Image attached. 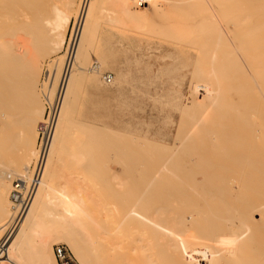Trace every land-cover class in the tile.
<instances>
[{"label": "bare ground", "instance_id": "6f19581e", "mask_svg": "<svg viewBox=\"0 0 264 264\" xmlns=\"http://www.w3.org/2000/svg\"><path fill=\"white\" fill-rule=\"evenodd\" d=\"M132 1L134 0H0V126L4 129L6 124L8 126L15 122L12 121L15 120L16 113L18 116L24 117L22 120L26 126L41 112L37 108L38 96L35 91L37 74H39L38 59L40 56L43 57V54L46 55L45 53H54L63 47L68 26L71 21L73 22V35L68 41L70 59L68 58L65 63L54 95L52 106L54 116L49 140L42 147L38 145L36 150L32 148L30 153H28L29 144L34 146L37 135H32L30 139L26 136L20 143L21 148L25 150V155L19 161V165L23 166L25 170V174L22 172L23 175H20L21 179L28 178L29 163L34 159L35 163L38 160L41 161V177L22 224L1 249L0 264H57L51 254V246L59 243H66L79 263L100 264L96 262L97 256L93 252L98 248V245L87 229L90 223L84 214L87 208L86 202L79 197V194L77 196L76 192H73L74 190H68L61 186L55 187L56 165L61 152L66 147V135L71 114L73 128L76 124L74 123L75 102L84 73L86 71L97 72L100 68L98 61L91 65L89 70H86L84 64L89 58L91 44L100 28V22L104 21L108 26L113 27L142 29L141 26L135 24V21H139L137 20L139 14L142 13L132 10L133 6L135 7L133 5L131 8ZM137 1L147 4L148 8L154 9L155 12L161 13L169 20L166 29L169 32L171 30L172 36L173 32H177L179 36L184 37V34L180 35V33L186 32L188 35L185 33V36L190 37L195 45L190 38H187L189 41L186 42L185 39L182 42L183 37H179L181 40H177L179 43L189 44L192 47L197 45L203 51L194 73V81L196 84L198 82L199 86L194 88L196 91L201 88L204 94L201 93L202 96H199L198 100L194 99V102L190 101L191 103L187 105L188 112L189 110L194 111V108L196 111L198 108L202 110L199 111L198 115L200 116L194 119L195 122L186 116L189 114H184L189 119V122H185L187 118L182 117L185 124L190 123V120L197 125L204 124L206 117L208 118L210 115L209 112L213 110L212 108L207 113L206 108L214 106V102L218 100L222 99L221 103L224 102L223 98L227 92L224 91L226 94L221 95L223 93L221 81L230 80L223 87L229 85L228 90H233L234 93L235 91L244 93L242 95L252 94L253 89L256 88L257 84L253 83L257 82H253L249 86L248 81L251 83L250 80L247 83L239 81V78L244 79L246 76L243 73L246 64L239 65V62L236 61V53H233L235 50L217 55L220 63L216 67L212 63V60L216 58L213 51L217 47L228 48L227 46L231 45L235 39H237L236 47L240 43L245 44L239 45L242 50H239L238 47L240 53L250 50L247 53L250 54L249 56L244 55L249 58L248 60L251 59V63L245 61L243 53L241 59L244 58L242 61L249 64L250 68L253 65L252 70L253 67L255 70L257 68L258 73L256 74L255 70L254 73L259 75L258 80L261 81H259V87L263 88V93L259 89L258 92L261 91L264 96V36L260 35L264 34V0ZM164 6H167V10H164ZM104 8L109 10L105 11L108 13L105 16ZM166 23L163 26H166ZM155 25L157 24L150 28L154 29ZM156 29L159 31L163 28L159 29L156 26ZM165 31L163 29L161 31L163 33H160L163 35L166 33ZM193 33L202 37H195ZM233 34L235 36L239 34L240 37L238 35L236 36L238 38H235L232 36ZM241 34L243 35L241 36ZM167 35L170 36V34ZM225 35L229 36L228 40ZM163 36L166 37V35ZM230 36L235 39L232 40ZM254 42L258 43L254 45ZM43 47L44 50H42ZM235 49L237 50V48ZM250 68L248 69L249 73H253ZM243 74H245L244 77ZM246 78L249 77L246 76ZM255 78L257 77L255 76ZM56 79L57 72L53 79L54 83ZM219 80L221 81L218 83L221 85L218 84V87L222 91H220V99L218 97L216 101L218 94H213L216 89L213 88L212 83ZM251 80L253 81V79ZM53 90L54 84L52 83L51 86L49 84L48 91L44 94L46 103L49 105H51ZM251 94L250 97L253 95ZM237 96L240 97V95ZM237 100L240 101L239 98ZM241 101L243 100L241 99ZM245 101L256 102L249 98ZM218 103L215 104V107ZM221 103L219 106L222 105ZM218 107L215 109L216 112L221 111L220 114H217L220 116L223 114L222 111L230 112L232 110L225 111V106L223 109ZM184 109L183 111L187 107ZM218 109L219 111H217ZM214 112L215 110L211 115L216 113ZM206 113L209 115L206 116ZM252 114L248 116L245 110L238 112L237 109H234V114L231 115L237 123L233 122L229 125H215V123V126L198 128L193 122L190 125L192 124L195 128L193 126L190 128L186 124L189 130L187 129L186 132L185 127V137L182 134L185 142L182 141L181 134H177L181 137L180 142L177 140L179 144L176 143L171 149L161 147L157 150L156 148L157 152H152L155 156H150L151 159L133 161L119 153L121 154L120 158L123 156L121 161L123 169L126 167V170H129L130 167L133 169L134 166L137 167L142 181L132 180L130 184H127L120 180L119 175H111V179L117 181V185L112 186L114 188L112 191L117 186V189L120 187L123 191L126 188L127 191V194L125 191L124 195L119 194L118 196L113 194L116 191L110 190L111 198L113 197L114 201L129 207V210L125 211L126 216L139 217L140 221L145 224H154L153 227L150 226L151 228L162 230L160 237L163 238V241L157 243L160 246L159 259L151 256L148 244L143 241V238L138 236L132 238V243L126 252L130 255L128 260L124 261L126 264H264V125L257 121V123L252 122L250 120ZM214 117L216 116L214 115ZM257 117V120H260L259 116ZM222 119V122L224 119L226 120V118ZM217 122L219 121L217 120ZM78 125L81 124L78 123ZM78 125L76 124L77 127ZM181 131L179 133L183 132ZM95 133H91L93 139H95ZM1 136L0 133V138ZM111 137L114 138V142H110L109 139L103 141L102 144H100L102 141L98 142L100 145L105 143L103 146H110L111 149L113 147L118 149L115 137ZM93 139H91L92 143ZM116 139V142L121 143L120 138ZM1 141L0 152L4 145L1 144ZM88 142H86L87 144L82 142V146L93 147L92 143L88 146ZM133 142H136L133 145L139 143V141ZM141 143L145 145L143 141ZM126 144L132 147V142L130 144L126 141ZM97 145H94L95 148ZM129 146L124 147L128 148ZM139 146L142 145L139 144ZM143 148L138 150L142 152ZM119 154L116 155L119 156ZM89 158H86L85 161L90 162ZM75 161L83 162L82 159ZM144 165H149L148 169L150 166L158 167L157 177L150 178L144 170ZM20 166L16 167L17 170L21 168ZM85 168L87 169V167ZM152 169L153 173L155 169H153L154 171ZM185 170L191 171L190 176L183 177L182 172ZM11 173L15 176L16 172ZM6 177L8 178L5 176V170H0L1 186ZM118 192L120 193V191ZM152 199L157 204L155 208L150 209L151 218H149L145 216V212ZM5 213L6 211L1 208L0 221L5 218L3 217ZM3 230L0 225V233ZM35 235L40 236L38 241H33ZM118 256L120 255L114 257Z\"/></svg>", "mask_w": 264, "mask_h": 264}, {"label": "rangeland", "instance_id": "374dc122", "mask_svg": "<svg viewBox=\"0 0 264 264\" xmlns=\"http://www.w3.org/2000/svg\"><path fill=\"white\" fill-rule=\"evenodd\" d=\"M132 3H131V8L133 5H135V7L133 6L134 9L132 8V10L136 11L137 13L139 12L142 13L139 14L138 16L137 20L139 21H135V24H138L139 26L142 27L141 30H137L136 28L132 29L130 27H125V28H121L119 26L113 27V26H108L104 21L100 22L99 25L100 28L96 32L95 38L93 39L91 44V52L89 58L84 63L86 66V70H89L91 65H93L96 61H98L100 68L97 70V72L86 71L84 73L83 76L84 80L82 79V82L77 92V99L75 102L76 109L74 114V119H75L74 123H76L77 125L79 123L82 126L80 125L81 126L80 127L78 125L77 127L76 124H74V128H73L72 114H71V118H70L71 120L68 125V130L66 135V142H65L66 147L61 152L60 159L56 165L57 181L55 187L61 186L68 190H74L73 192H76V195L79 194V197H81L86 202L87 208L84 211V214H86L87 216L86 218L87 220H89L90 223L87 229L90 235L93 237V239L96 240V241L94 240V242H96L98 245V248L95 249L93 252L97 256L96 262L100 264H118V263L124 264L125 263L124 261L128 260L130 256L126 252H128L129 245L132 243V238L137 236L143 238V241L146 244H148L147 247L151 256L154 257L155 259H159L160 246L157 245V243L163 241V238L160 237L162 230L160 231L159 229L157 230L151 228L154 226V224L153 225L145 224L140 221L139 217H128L125 215L126 213L125 211H128L129 207L123 206L121 203L114 201L112 199L113 197L111 198L109 194L111 193L110 190L112 191V189H114L113 187L117 185V181L115 179H111L112 178L111 175L112 176L113 174H116L117 176L119 175L120 180L125 181L127 184H130L132 180L136 182L142 181L140 180V174H139L140 171L137 167L134 166V169L133 167H130L129 170L128 169L126 170V167L123 169V165L121 164L123 156L126 155L129 159L133 161H137L138 159L147 160V159H151L150 156L152 155L155 156V154L153 153L154 152L156 153L158 148L161 147H166L169 149L173 148V145L174 146L176 145L177 140H179V142L181 141L180 140L181 137H179L177 134H181L183 138V135L189 130L186 127V124H188V126H190L191 128V126L193 125L192 124L190 125V123L193 122L194 119H197L200 116L198 114H200L199 111L202 110L196 108L197 111L199 112L196 113L197 111L194 108V111L189 110L190 112L189 113L187 105L191 103L190 101L194 102V99L198 100L199 96H202V94H204V91L201 88H200L201 90L197 89L198 91H196L195 88L199 85H197L198 82L196 84V82L194 81L195 79L194 73L199 64L198 62L200 60V56L203 55V51L199 47H197V45L192 47L189 44L188 45H185V43L182 44V42L185 39L186 42L189 41V39L187 38L190 37L185 36L186 34L188 35V33L186 32H185L186 34L180 33V35L184 34V37L179 36L178 35L179 33L177 32H173V33L174 34L176 33L178 36L174 34L172 36L171 30L169 29L170 30L169 32L168 29H166L167 24H169L170 21L167 20V18H165L163 15H161V13L155 12L154 9L148 8L147 4H141L137 0L132 1ZM164 10H167V6H164ZM105 11H109V10L106 8L103 9L104 16L105 14L106 15L108 14ZM163 19L167 21H164ZM155 20L157 23L155 22ZM72 23L73 22L71 21L70 25L68 26L69 29L66 33L65 43L63 47L57 52L55 51L54 53H49V54L45 53L46 55L43 54V57L40 56V58L38 59L39 74H37V79L35 83V86L37 85L36 86L37 88L35 87L34 88L38 96L36 100L37 108L39 109V111H41L39 115L36 116L34 120L32 119V121L25 126L23 122L24 120H22L24 117L20 115L18 116L16 113L15 114L16 117L14 118L15 120L12 121V122L15 121L14 123H10L8 126L6 124L7 128L4 126L5 129L2 128V126H0V130H2L0 131L2 135L0 141L2 140L1 144H4L2 145V151L0 152V170H5V176H8L9 178L8 179L6 177L7 179L5 178L4 184L2 183V186L4 185L5 187L4 186L2 187L0 185V210L2 208L6 211L5 215L3 216L5 218H3L0 221L1 222L0 225L2 227L8 220L10 214L9 192L11 190L12 182L19 178L20 180H22L21 176L25 174V170L23 166L19 165L20 159L25 155V150H23V148H21L20 146L21 140L24 139V137L26 136L29 137L30 139L32 138V135L33 136L37 135L34 142V146L32 147V145L29 144L28 153H30L29 151H31L32 148L36 150L39 145L38 126L40 123L44 122L45 118L48 115L49 108L53 106V100L58 86V81L64 71V67L67 59L68 58L70 59L69 56L70 48L68 49V41L69 38L71 39L73 35ZM165 23L166 26H163ZM154 24L157 25L154 26L155 27L154 29H151L150 27H153ZM156 26L159 29L163 28L164 30H166L165 31L166 33L163 34L166 35V37L161 34L163 33L161 32L163 31V29L162 30L160 29L161 31L159 30L161 32L160 33L156 29ZM167 34H170V36H168ZM193 34H195V37L201 36L196 33ZM192 35L190 36L192 37ZM242 35L243 34H241V36ZM260 35L262 37L264 36V34H260ZM232 36L235 35L233 34ZM232 36L230 37L232 38ZM236 36L235 38L240 37V35L238 37ZM179 37L180 38L183 37L182 42L180 43L178 42L181 41L179 40ZM258 37H260L259 34ZM225 38L228 40L229 36L225 35ZM234 39L232 38V40ZM190 40L193 43L191 38ZM235 40L234 42H232L235 46L230 42L231 45H228L227 46L228 48L217 47L213 51V53L216 54L214 55L216 56V58L212 60V63H214V67H216L220 63L217 55L219 56L220 54H224L226 52H231V50H235L233 51V53L234 52L236 53L235 55L236 61L239 62V65L241 64L242 66H244L243 63H245L247 66H249L247 68L245 67L246 66L245 65L244 66L245 69L241 67L244 71L242 72L245 73L246 76L249 78H251V76H254L251 78L253 79L252 81L249 78L247 79L245 74H243V77L245 76L244 79L239 78V81L242 82L244 81L245 83H247V81L250 80L251 83H249L248 81L249 86L250 84L252 85L253 82H257V83H253L255 85L257 84L256 88L253 89V93H252L253 95L254 94L255 95L254 97L251 93H248L249 95L246 94L242 95L244 93L241 94V92L239 93L236 91L234 93L233 90L232 91L230 89L228 90L229 85L223 87V85H226L227 82H230V80L228 79H227L228 81L223 80L224 82L221 80L215 81L216 84H214L215 82L213 81L214 83H212V86L214 89H216L213 94L214 95L218 94V96L216 97V101L218 100V97L220 99L221 95L223 96V94H226V92H227L226 95L228 96L224 95V98L222 97L225 103L224 102L221 103L222 101L221 99L218 100L217 102H214V106L211 105L208 108H206L207 113L210 111V109L212 110L213 108V110L212 112L211 111L209 112L210 115L206 113L207 114L206 116L208 115L209 116L208 118L206 117L205 120L206 122L204 124L197 125L194 123L195 121L193 122V124H195L196 125L195 127L197 128L203 126L210 127L221 124L229 125L230 123L232 124L233 122L237 123V121L233 119L232 117L233 115H231L234 114V109H237L238 112H242L243 110H245L248 116H250L252 113L255 112L256 114L254 115L256 116L252 114V118L249 117L250 120L252 122L257 121L260 124L262 123V125H264V110H263L264 96L262 94L263 88L259 87L261 82L260 80H258L259 75H255V73L256 74L258 73L257 72L258 70L256 67L255 68L257 71L254 69V67L253 70L251 69L253 63L251 64L252 65L251 68L250 65L246 63L247 61L251 63L250 61L251 59L248 60L249 58H247V56L250 55L247 54L249 53L250 50L248 52L244 51V53L243 52L240 53V51H238L239 45L240 44L245 45V44L239 42L240 44L237 43L238 47H236L235 42H237V39ZM255 43L258 42H254V45H256ZM193 44L195 45V43ZM235 48H237V50ZM42 50H44V47L42 48ZM239 50H241L240 47ZM242 53L243 55L244 54L247 55V56L244 55L246 62L244 60L242 61V59L244 58L241 59V57H243ZM205 55H207V53ZM253 62L255 64H258V62L257 63L255 61ZM249 68L253 73H249L250 72L248 70ZM46 70H49L48 80L44 77ZM56 72H57V79L55 80L54 83L53 79L55 78ZM248 73L249 75H247ZM107 74H110L112 76V82L109 84L103 82V77ZM255 76L257 78H255ZM218 82H220L222 85ZM52 83L54 84V90L52 91L51 105H49L48 103H46L44 94L47 93L46 91H48L49 84L51 86ZM218 84L221 85L223 88L222 94L220 93V91L222 90L221 88L218 87ZM225 87L227 88L225 89ZM192 88L193 90H191ZM258 89L262 90V93L260 91L262 95L258 92ZM250 94L252 95L251 97ZM237 95H240V97ZM236 96L240 99V101L242 99L244 102L243 101L240 102L239 100H237L238 98ZM242 97L245 100H248L249 98L255 100L256 102L253 101L254 103H252L251 101L250 102L245 101ZM262 97L263 100H261ZM186 101L188 102V104H186L187 103ZM218 102H220L223 106L222 105H221L222 107L219 106L220 103ZM231 102H233V104H231ZM216 103H218L216 105L217 107L219 106L218 108L221 107V109H223L225 106L224 108L225 111H228V109L229 110L232 109L230 111L232 113L230 114L229 111H228L229 113L222 111L223 114L226 113L225 114L226 116L224 115V117H222L223 114H221V116L217 115L220 114L221 111H219L218 109L217 111L219 112H216L217 109V107H215ZM251 103L255 104L256 106H253ZM250 105H252L251 108ZM185 106L187 107V109ZM259 108H261V110H258ZM183 109L185 111H183ZM214 110L216 113L214 112L215 114L211 115ZM18 113L23 115L21 112ZM184 114H189V116L191 117H189L188 115L186 116L189 119H192L193 121L190 120V123L185 124V122L187 121L189 122V119ZM214 115L216 117H214ZM261 115H263L262 116L263 118L261 117ZM217 116L219 117L217 118ZM257 116H259L260 120H257L258 119ZM182 117L184 119L187 118L185 122ZM222 118H226V120L224 119V121L222 122L221 121L223 120ZM217 120L219 122H217ZM225 121H229V122H225ZM52 125H53V121H52ZM185 127H186L185 129L186 132H184ZM195 127L193 126V128ZM73 129H75L74 132ZM180 131L182 133H179ZM95 132L98 133V137H97V133ZM91 133H95L94 134L96 135L94 136L95 139H93V135ZM111 136L115 137V143H117L118 149H115L117 147H113L111 149V147L109 146L111 149L110 150L109 147H107L106 145L103 146L105 143L103 145H100L103 143V141L105 142V140L108 139L110 142H114V138H112ZM49 137L50 136H48L44 140L43 144H46L48 142ZM89 138L93 139V143L91 139L89 140ZM116 138L118 139L120 138L119 141H121V143L120 142L118 143V141L116 142L117 140ZM175 138L177 139L175 140ZM131 139L132 141H130ZM99 140L102 141L100 144L98 142ZM126 141L127 143L130 144L132 142L131 144L132 147L129 146V144H126L129 147L125 148L127 147L125 145ZM133 141H139V143L137 142L136 144L137 146L135 144L133 145V143H136ZM140 141L141 142L143 141L145 145H143ZM182 141H184V138ZM82 142L83 143L88 142V146L92 143L93 145L92 144L91 145L93 147L91 146L86 147L87 145L82 146L83 144ZM122 143L124 144L125 147L121 146L123 145ZM139 144H141L142 146H139ZM94 145H97L96 148ZM141 147L143 148L142 152L141 150H138L141 149ZM119 153H122V155L124 154L122 158H120L121 154ZM146 153H148L149 155ZM116 154H119V156H117ZM139 154L140 156H138ZM88 157H90L89 158L90 162L85 161V159ZM118 158H120L121 160ZM79 159H82L83 162L77 163L75 161ZM92 161L93 163H91ZM34 164H35V159L34 161H31L29 163L28 178H24L26 179V181L30 178L31 168ZM17 166L21 167L19 168V170L21 171L17 170L18 168ZM144 166H145L144 170L146 171L147 175L150 178L154 179L157 177L156 174L158 172V167L156 168V166H150V169H148L149 165H144ZM85 167H87V169ZM152 167L153 169H155V171L152 169ZM135 168H137L138 170ZM151 169L154 171L153 173ZM11 172L14 173L16 172L15 176ZM10 173L12 174V176H10L11 175ZM190 174H191L190 170H185L182 172L183 177L190 176ZM115 188L116 189L112 191V192L116 191V193H113L114 195L117 194L119 196V194H123V195L125 194L126 188L123 190L124 192L121 191L122 188L120 187L119 189H117L118 186ZM118 191H120V193ZM156 204H157L156 201H154L153 199L150 200L149 207L145 212V216L151 218V214L149 211L150 209L155 208ZM4 234L5 231L3 230L0 233V241L4 237H6L4 236ZM38 236L39 235H35L33 241H38L40 239V236L39 237ZM11 237L13 236H10V238H8L6 242L9 241ZM59 244H64L68 248L75 262L77 264H81L79 263L75 255L71 252V250L69 249L66 243H59ZM53 247L54 244H52L51 246V254L55 262L57 263L55 256L53 254ZM155 250L158 252H156ZM118 254L120 256L116 257L117 258L116 259L114 256H117Z\"/></svg>", "mask_w": 264, "mask_h": 264}, {"label": "built area", "instance_id": "2783aa9c", "mask_svg": "<svg viewBox=\"0 0 264 264\" xmlns=\"http://www.w3.org/2000/svg\"><path fill=\"white\" fill-rule=\"evenodd\" d=\"M44 77L47 80L49 79V70L45 71ZM103 82L106 84L111 83L112 76L110 74L105 75L103 77ZM52 112L53 108L51 107L49 108L48 115L44 122L40 123L38 126V138L41 147L51 131L52 119L54 116V113L52 114ZM40 177L41 161L38 160L32 166L31 175L27 181L17 179L12 182L11 190L9 192L10 214L8 220L3 226L5 231L4 236L6 237L0 241V252L6 240L10 238V236H12L22 224L32 202ZM53 254L57 264H77L64 244L54 245Z\"/></svg>", "mask_w": 264, "mask_h": 264}]
</instances>
